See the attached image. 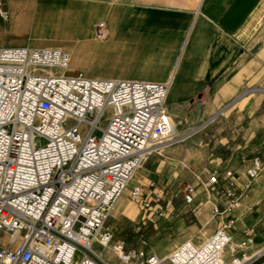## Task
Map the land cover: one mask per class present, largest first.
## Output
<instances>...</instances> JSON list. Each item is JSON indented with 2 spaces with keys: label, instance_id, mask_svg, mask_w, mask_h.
Listing matches in <instances>:
<instances>
[{
  "label": "built area",
  "instance_id": "built-area-1",
  "mask_svg": "<svg viewBox=\"0 0 264 264\" xmlns=\"http://www.w3.org/2000/svg\"><path fill=\"white\" fill-rule=\"evenodd\" d=\"M92 28L105 37L102 21ZM69 61L59 47H0V264H108V252L123 264H264L253 228L236 234L231 220L162 256L144 238L132 246L113 239L107 221L125 191L142 208L162 200L154 183L143 191L133 178L178 138L165 111L170 81L68 75ZM225 181L218 168L200 180L206 199L223 200L211 204V218L240 206ZM194 193L185 184L182 203L192 205Z\"/></svg>",
  "mask_w": 264,
  "mask_h": 264
},
{
  "label": "crops",
  "instance_id": "crops-1",
  "mask_svg": "<svg viewBox=\"0 0 264 264\" xmlns=\"http://www.w3.org/2000/svg\"><path fill=\"white\" fill-rule=\"evenodd\" d=\"M0 8V47H59L70 61L77 52L89 57L79 71L88 77L170 81L165 111L178 138L133 178L143 191L154 183L162 200L134 207L124 192L107 221L115 241L131 243L140 225L199 221L212 203L221 206L199 184L218 168L240 206L207 230L231 220V231L253 228L264 242V0H0ZM100 21L106 35L97 40L92 27ZM189 183L194 207L185 215L177 207Z\"/></svg>",
  "mask_w": 264,
  "mask_h": 264
},
{
  "label": "rangeland",
  "instance_id": "rangeland-1",
  "mask_svg": "<svg viewBox=\"0 0 264 264\" xmlns=\"http://www.w3.org/2000/svg\"><path fill=\"white\" fill-rule=\"evenodd\" d=\"M89 59L86 56L80 55L79 53L75 52L72 60L70 61V65L67 69L68 73H80L79 71L82 68V65L85 64ZM69 75V74H68ZM172 133L177 135L176 128L172 129ZM127 194V191H125ZM128 197V195H127ZM129 199V197H128ZM130 203L134 207H140V205H137L133 203L129 199ZM194 204L190 206H186L183 203L180 204L178 210H181L182 214H188L192 212ZM179 212V211H178ZM174 213H177L176 208H174ZM196 216H185V219L183 222H172V223H165L164 221L156 220L153 225H140L136 232H134L133 237L131 239V243H126L127 246H132L139 241L140 238H144L148 243V251L154 252L158 255H165L167 254L177 243L180 241L192 238L193 240H200L205 238L208 234L211 233L210 230H207L211 225H213L214 218L210 217L209 211H207L204 215H201L199 218V221H196ZM111 216L109 217L108 223L111 222ZM175 219V218H174ZM177 220V219H176ZM197 222V226L194 224V222ZM219 222H217L218 224ZM111 229V228H110ZM234 232V231H233ZM236 234L240 233V231H235ZM174 237H179V240H174ZM129 240V239H128ZM257 243H264V242H257ZM105 261L108 264H123L121 263L117 257L108 252L104 254ZM164 264H167L166 262Z\"/></svg>",
  "mask_w": 264,
  "mask_h": 264
},
{
  "label": "bare ground",
  "instance_id": "bare-ground-1",
  "mask_svg": "<svg viewBox=\"0 0 264 264\" xmlns=\"http://www.w3.org/2000/svg\"><path fill=\"white\" fill-rule=\"evenodd\" d=\"M103 259L106 260L105 257H104V255H103Z\"/></svg>",
  "mask_w": 264,
  "mask_h": 264
}]
</instances>
